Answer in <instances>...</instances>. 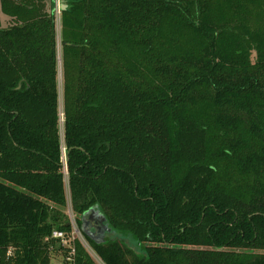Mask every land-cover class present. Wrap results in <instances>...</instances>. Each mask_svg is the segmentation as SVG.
I'll list each match as a JSON object with an SVG mask.
<instances>
[{
  "label": "trees",
  "instance_id": "16d2710c",
  "mask_svg": "<svg viewBox=\"0 0 264 264\" xmlns=\"http://www.w3.org/2000/svg\"><path fill=\"white\" fill-rule=\"evenodd\" d=\"M62 1L0 0V264L65 256L68 189L106 264H264V0Z\"/></svg>",
  "mask_w": 264,
  "mask_h": 264
},
{
  "label": "built area",
  "instance_id": "2783aa9c",
  "mask_svg": "<svg viewBox=\"0 0 264 264\" xmlns=\"http://www.w3.org/2000/svg\"><path fill=\"white\" fill-rule=\"evenodd\" d=\"M60 1L56 0L57 2V9L59 10ZM60 11V10H59ZM63 158L64 163L66 161V148L63 146ZM68 213H69V225L71 227L70 231H59L56 230L53 232V238L58 239L60 241L61 248L65 250L64 261L65 264H77V244L76 242L79 241L85 250L92 256V258L96 261L97 264H106L99 255L95 252L89 242L86 240L85 236L80 229L77 216L73 211L71 201H70V194L68 195Z\"/></svg>",
  "mask_w": 264,
  "mask_h": 264
},
{
  "label": "water",
  "instance_id": "95a60500",
  "mask_svg": "<svg viewBox=\"0 0 264 264\" xmlns=\"http://www.w3.org/2000/svg\"><path fill=\"white\" fill-rule=\"evenodd\" d=\"M56 2V0H55ZM60 12L65 11L67 9V4L64 1H60ZM57 2L53 13L57 11ZM65 166L68 165V158L66 155V161L64 163ZM82 232L90 238L92 241L96 243H102L105 241L107 234H111L112 231L108 226V222L106 217L97 207L91 208L86 211L82 216Z\"/></svg>",
  "mask_w": 264,
  "mask_h": 264
},
{
  "label": "rangeland",
  "instance_id": "374dc122",
  "mask_svg": "<svg viewBox=\"0 0 264 264\" xmlns=\"http://www.w3.org/2000/svg\"><path fill=\"white\" fill-rule=\"evenodd\" d=\"M55 16H56V20H57V31H58V36H60V32H61V12L59 10H57L55 12ZM4 19L6 18V16H4ZM3 17H2V24H3ZM4 25L8 26V22L5 20L4 21ZM59 42H60V38H59ZM60 88H61V106H62V76L60 74ZM64 119L62 120V123H63ZM65 175H66V183H67V188H68V174H67V171H65ZM68 195H69V189H68ZM66 215L69 216V213H68V208L66 209ZM111 234L108 235V237H110ZM50 264H65V261H64V258L60 255L57 254V256L53 257L52 260H51V263Z\"/></svg>",
  "mask_w": 264,
  "mask_h": 264
},
{
  "label": "flooded vegetation",
  "instance_id": "af4514ba",
  "mask_svg": "<svg viewBox=\"0 0 264 264\" xmlns=\"http://www.w3.org/2000/svg\"><path fill=\"white\" fill-rule=\"evenodd\" d=\"M108 235H109V234H107L106 239H107ZM106 239H105V240H106Z\"/></svg>",
  "mask_w": 264,
  "mask_h": 264
}]
</instances>
